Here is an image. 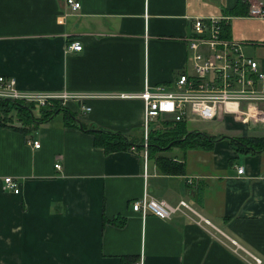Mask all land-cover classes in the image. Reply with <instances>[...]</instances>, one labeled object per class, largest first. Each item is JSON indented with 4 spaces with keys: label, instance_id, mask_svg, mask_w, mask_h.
<instances>
[{
    "label": "crops",
    "instance_id": "crops-1",
    "mask_svg": "<svg viewBox=\"0 0 264 264\" xmlns=\"http://www.w3.org/2000/svg\"><path fill=\"white\" fill-rule=\"evenodd\" d=\"M75 1L74 13L65 0H0V76L20 91L86 96L65 105L77 127L63 113L25 130L15 118L0 122V264H254L250 256L264 264V150L241 155L227 140L258 137L232 134L249 126L183 122L219 137L209 150L156 155L183 164V175L162 173L142 147L107 154L89 132L143 145L137 96L146 85L173 88L191 18L229 16L223 35L264 74V18L248 17L264 0ZM238 2L247 14L227 15ZM75 41L79 53L67 49ZM200 123L225 128L208 133ZM6 177L18 181V195L2 189ZM143 196L184 201L192 212L142 219L131 205Z\"/></svg>",
    "mask_w": 264,
    "mask_h": 264
},
{
    "label": "built area",
    "instance_id": "built-area-1",
    "mask_svg": "<svg viewBox=\"0 0 264 264\" xmlns=\"http://www.w3.org/2000/svg\"><path fill=\"white\" fill-rule=\"evenodd\" d=\"M71 12L80 9L75 0H65ZM248 17L263 19L262 8L249 10ZM229 16L191 18V34L185 38L187 46L186 65L173 81V88L164 86L154 88L146 85L137 97L143 103V148L147 157V142L150 124L159 120L175 123L194 121L226 122L234 120L245 126H258L264 129V89L260 85L264 74L258 63L244 53L243 44L226 38L223 29L230 22ZM69 52H81L83 47L78 41L68 46ZM80 94H45L20 91L14 79L0 76V100L22 102L36 107H44L57 101L65 106L68 101L82 100ZM121 98L132 96L121 95ZM86 112L89 109H84ZM160 129V128H158ZM156 129V130H158ZM35 149L40 148L38 141H28ZM134 150V148H132ZM56 170L60 165L56 164ZM237 175H244V168H237ZM2 189L18 195L20 185L11 177L3 179ZM132 212L142 219L152 215L161 220H169L175 213L192 212L186 202L176 206L164 200L143 196L133 201ZM234 253L240 247L232 242ZM250 256V255H249ZM254 264L260 259L250 256ZM250 264H252L250 262Z\"/></svg>",
    "mask_w": 264,
    "mask_h": 264
},
{
    "label": "trees",
    "instance_id": "trees-1",
    "mask_svg": "<svg viewBox=\"0 0 264 264\" xmlns=\"http://www.w3.org/2000/svg\"><path fill=\"white\" fill-rule=\"evenodd\" d=\"M248 6L243 3H237L232 7L227 15L238 16L246 15ZM35 105L24 104L22 102H13L7 100H0V122L2 124H12L15 118L21 127L19 130H25V128L32 125L42 124L54 115L63 113L71 125L77 127V123L73 120L76 117L75 114L67 110L66 106H61L57 101H51L50 104L44 107H39V115L33 114ZM83 127V131H86ZM94 137V147L102 148L105 153H113L117 151H124L131 148H143V145L137 146V144L120 133H109L105 131H92L89 130ZM224 138V137H222ZM216 139L219 137L209 136L199 131H188L186 123H175L170 120H166L162 123V126L158 130H152L148 135L147 152L148 158L156 157L160 152H164L174 147L182 148L183 150H195L212 148ZM230 145L234 148L235 152L241 155L256 154L264 150V137H246V138H234L230 140ZM168 146H170L168 148ZM156 164L165 175H183L184 165L178 164L173 160L166 157H156Z\"/></svg>",
    "mask_w": 264,
    "mask_h": 264
},
{
    "label": "rangeland",
    "instance_id": "rangeland-1",
    "mask_svg": "<svg viewBox=\"0 0 264 264\" xmlns=\"http://www.w3.org/2000/svg\"><path fill=\"white\" fill-rule=\"evenodd\" d=\"M33 114L38 116L39 115V107H36L33 111ZM194 121H199L195 118H192ZM237 123L239 122H235L234 120H231L229 121V124H232V125H238ZM240 124V123H239ZM203 125H206L207 127H205V130L208 132V133H212V131H217V130H222L225 128V126H223L222 124H219V125H214V123H200V126L204 127ZM162 124L160 122H153L150 124V130H155L157 128H161ZM210 126H212L213 128L210 129ZM235 128H239V127H235ZM253 128V130H252ZM245 132L247 133L249 136H258V137H264V133L262 132H259L261 130H259V127L258 126H255V127H247L245 129H241V130H232V131H236L232 134H236V133H239V132ZM252 130V131H251ZM253 131H256L255 133H253ZM227 140H232V139H227ZM177 149H180L179 147H175V148H172L168 151H165L164 153H167V155H173ZM181 150V149H180Z\"/></svg>",
    "mask_w": 264,
    "mask_h": 264
},
{
    "label": "water",
    "instance_id": "water-1",
    "mask_svg": "<svg viewBox=\"0 0 264 264\" xmlns=\"http://www.w3.org/2000/svg\"><path fill=\"white\" fill-rule=\"evenodd\" d=\"M73 120L75 121V122H77L78 124H80V122H79V120L77 119V118H73ZM92 131H96V130H92ZM170 146H168V148H169Z\"/></svg>",
    "mask_w": 264,
    "mask_h": 264
}]
</instances>
